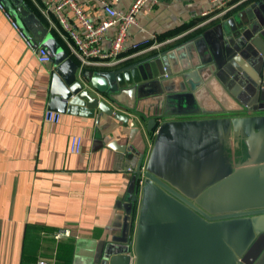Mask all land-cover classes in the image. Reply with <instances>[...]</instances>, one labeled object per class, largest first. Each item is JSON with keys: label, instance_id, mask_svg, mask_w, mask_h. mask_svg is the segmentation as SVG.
I'll use <instances>...</instances> for the list:
<instances>
[{"label": "crops", "instance_id": "crops-1", "mask_svg": "<svg viewBox=\"0 0 264 264\" xmlns=\"http://www.w3.org/2000/svg\"><path fill=\"white\" fill-rule=\"evenodd\" d=\"M24 1L68 53L57 18L51 14L49 21L41 12L44 0ZM134 1L78 0L95 22L104 17L105 3L126 12ZM261 1L244 0L197 31L191 29L201 22L204 12L214 8L213 0H159L148 4L140 11L137 25L128 32V42L120 55L123 61L114 67L96 69L128 66L206 29L224 24L230 28L228 22L241 14L246 13L243 17L253 21L259 16L263 19L264 8H258L257 13L249 9L250 4L259 5ZM65 15L71 25L79 27L70 11L66 10ZM189 25L192 26L176 32ZM235 27L243 31L242 26ZM115 33V29L106 33L104 52L111 50ZM173 38L168 46L133 56L136 45ZM262 43L259 52H264V39ZM253 52H258L257 48ZM259 56L258 65L252 59L257 57L250 54L253 61L239 57L235 66L208 70L202 76L204 88L196 102L207 113L171 114L160 121L255 114L254 107L264 105V71L258 69L262 61ZM54 74V64L40 65L0 11V264H94L93 250L103 241H119L126 233L130 235L131 248L133 245L139 201H129L134 174L128 169L137 170L140 163L137 148L142 140L139 132L133 131L138 128L134 120L139 115L108 100L114 110L111 117L96 110L92 117L81 112L60 113V122H48L47 111L59 105L52 97ZM123 99L134 105L130 94ZM154 106L149 97L139 100L137 110L148 113ZM176 108L179 112L184 107ZM117 113L130 118L128 127L116 120ZM141 129L148 155L152 133L147 132L146 121L141 122ZM76 137L82 141L78 154L71 152ZM146 159L147 156L145 162ZM138 184L139 180V187ZM61 230H68L70 236L56 239L54 235Z\"/></svg>", "mask_w": 264, "mask_h": 264}, {"label": "water", "instance_id": "water-1", "mask_svg": "<svg viewBox=\"0 0 264 264\" xmlns=\"http://www.w3.org/2000/svg\"><path fill=\"white\" fill-rule=\"evenodd\" d=\"M0 2L53 59L52 97L59 105L49 111L92 117L99 110L111 117V100L139 115L133 131L142 140L140 163L129 191V201H139L133 245L126 233L119 241H103L93 250L94 264H264V105L254 107L252 115L160 121L171 114L207 113L196 101L208 70L231 68L239 57L251 60L250 54L258 65L261 53L258 69L264 71V52H259L264 18L253 21L241 14L228 22L230 28L206 29L128 66L80 72L24 0ZM257 5L249 9L257 13L264 0ZM129 94L132 106L124 103ZM149 97L153 110H137L139 100ZM180 106L183 111L177 112ZM114 117L126 127L131 123L126 115ZM143 121L147 132L155 133L148 155ZM243 147L247 159L241 162Z\"/></svg>", "mask_w": 264, "mask_h": 264}, {"label": "built area", "instance_id": "built-area-1", "mask_svg": "<svg viewBox=\"0 0 264 264\" xmlns=\"http://www.w3.org/2000/svg\"><path fill=\"white\" fill-rule=\"evenodd\" d=\"M244 0H213L214 8L210 12L202 14V20L191 29L197 31L208 26L212 21L216 20L221 15L236 9ZM159 0H135L126 12H120L105 3L103 5L104 17L95 22L85 11L82 4L78 0H44L42 14L50 21V16L53 14L60 25V32L68 49V55L79 66V71L83 72L91 68L114 67L123 59L120 55L124 45L128 42L129 30L137 25V19L140 11L148 4H157ZM68 10L72 13L75 20L78 22V28L71 25L65 15ZM0 11L4 18L10 23L12 29L17 32L19 37L24 41L26 46L33 52L37 62L40 65H48L53 62L52 57L46 48L35 46L28 34L20 28V25L14 16L0 2ZM115 29V37L112 48L109 52H104L102 49V41L106 33ZM173 39H168L160 42H152L134 46L135 52L133 56L139 54L150 53L161 49L162 47L172 44ZM165 78H168L165 75ZM45 119L48 122L58 123L61 120V114L54 111H47ZM82 141L79 137L74 138L71 145V152L78 154L81 151ZM129 172L136 174L137 170L128 169ZM144 168H142V175ZM143 177L139 179V188L143 185ZM56 239H62L70 236L68 230L58 231L55 235ZM39 264H46L45 261H40Z\"/></svg>", "mask_w": 264, "mask_h": 264}, {"label": "trees", "instance_id": "trees-1", "mask_svg": "<svg viewBox=\"0 0 264 264\" xmlns=\"http://www.w3.org/2000/svg\"><path fill=\"white\" fill-rule=\"evenodd\" d=\"M40 19H42V21H44V19L40 16ZM190 26H192V25H189V26H184V27H182V28H180L179 30H176V32L178 33L179 31H182V30H185V29H187V28H189ZM176 32H173V33H176ZM147 44H151V42H149V43H147ZM66 45V44H65ZM64 45V47H65V49L68 51V49H67V46H65ZM145 45V44H144ZM144 45H142L140 48H142ZM151 137H152V139H154V135H153V133L151 134ZM69 261V260H68Z\"/></svg>", "mask_w": 264, "mask_h": 264}, {"label": "flooded vegetation", "instance_id": "flooded-vegetation-1", "mask_svg": "<svg viewBox=\"0 0 264 264\" xmlns=\"http://www.w3.org/2000/svg\"><path fill=\"white\" fill-rule=\"evenodd\" d=\"M239 156H241L240 157L241 162H244L247 159V155H246V151H245L244 147H243L242 152L240 153Z\"/></svg>", "mask_w": 264, "mask_h": 264}]
</instances>
